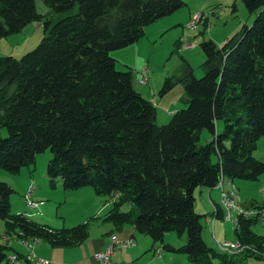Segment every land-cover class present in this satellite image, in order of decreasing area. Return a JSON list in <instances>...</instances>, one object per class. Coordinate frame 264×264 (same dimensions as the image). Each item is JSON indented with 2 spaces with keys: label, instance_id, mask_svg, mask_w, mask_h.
I'll use <instances>...</instances> for the list:
<instances>
[{
  "label": "trees",
  "instance_id": "obj_1",
  "mask_svg": "<svg viewBox=\"0 0 264 264\" xmlns=\"http://www.w3.org/2000/svg\"><path fill=\"white\" fill-rule=\"evenodd\" d=\"M35 1L0 0V39L30 22L42 25L33 49L18 58L0 55V170L16 174L48 149L49 187L56 179L64 190L91 186L108 198L105 219L115 228L130 224L153 242L169 231L184 234V244L166 247L195 264L264 261V235L252 229L257 216H240L235 224L242 249L221 252L202 238L194 196L197 187L211 189L224 178L255 181L264 173V160L253 156L264 137V0H241L257 15L220 47L202 39L201 77L191 70L163 79L159 95L181 83L185 104L163 125L155 121V105L134 88L131 69L118 70L110 52L137 42L146 26L185 6L183 0H41L45 13ZM217 119L224 124L220 133ZM205 129L213 136L201 144ZM11 193L0 180L6 237L50 247L88 238L87 223L54 229L10 213ZM222 214L216 204L210 215ZM8 248L0 244V264H10Z\"/></svg>",
  "mask_w": 264,
  "mask_h": 264
},
{
  "label": "rangeland",
  "instance_id": "obj_2",
  "mask_svg": "<svg viewBox=\"0 0 264 264\" xmlns=\"http://www.w3.org/2000/svg\"><path fill=\"white\" fill-rule=\"evenodd\" d=\"M183 1L186 5L174 13L175 17H173L172 21L166 24H163L166 21H156L144 28L145 33L137 42L110 52L111 56L116 60L115 66L118 70H125L126 67H131L132 81L135 88L137 87V91H140L139 89L141 88L136 81H139L141 71L146 69L145 84H147V80L149 79L150 89L147 87V91L141 93L143 97L149 99L155 105V121L158 125H163L170 120V116L168 117L167 115V107H174L172 108L174 110L175 106L176 110L185 107V104L181 101V98L184 96V89L181 83H177L167 94L163 96L159 95L158 91L162 86L163 79L167 76L181 78L191 70L195 77H201L204 73L202 63L205 59V55L200 47L202 39L210 38L220 47L225 39L236 35L242 25H251L257 15V11L250 13L241 0ZM35 8L39 13L47 11V7L41 0L35 1ZM167 18L171 20L169 19L170 17ZM167 24L169 26H165ZM41 37V23L30 22L20 32L1 38L0 53H7L2 55L18 58L25 52L33 49ZM216 123L219 126V130L216 133H220L224 127L223 120L217 119L215 121V130ZM0 134L5 135V130L1 129ZM212 136L209 130H203L200 134L199 143L202 144L210 140ZM253 156L259 160H264V137L258 140L257 148L253 151ZM49 157L50 152L48 149H45L35 155L32 166H23L16 174H9L0 170V180L2 179V181L9 184L12 188V193L9 195L10 213H17L14 212L17 208H21V210L24 207L28 208L25 202L23 203V195L28 190L36 192L35 189H38L39 186L37 182L34 183V180H31L32 178L28 177L27 179L24 175H26V171L29 168L31 173L36 175L39 181H41L40 177L42 178L45 175V163ZM212 159L216 161L217 157L213 155ZM36 176L35 181L38 180ZM45 181L47 185L45 193L44 190L36 192L37 194L35 193V196L43 201V205H39L40 201H37L41 214L40 216H34L33 218L38 219L34 221L46 224L54 229L71 227L77 223H87V242L91 238L102 236H109L107 239L110 241V237L115 235L110 234L115 229V226L105 219L111 208V205H108L110 202L106 196L95 194L91 186L81 187L78 191L64 190L61 185L57 184L53 188L49 187L47 179ZM234 182L240 184L236 192V200L240 204H249L251 201L261 203L264 200V193L261 192V189L264 187V173L255 181L236 179ZM199 188L197 187L194 191L196 199L195 211L203 215L201 217L203 225L201 235L204 242L209 247H213L221 252L232 253L240 251L242 248L240 245H237L239 243L236 240L235 224L232 221L216 218L213 224L206 222L205 216L208 219H213L211 218L212 215H208L212 212V206L208 205V201L203 195H199ZM217 204L222 207L221 198L217 200ZM252 229L264 235V223L261 221L255 223ZM141 237L146 241H142L140 245L147 247V253L150 254L149 256L143 255L144 257L138 256L137 258L128 256L130 259L129 264H143L149 257L157 258V260H153V264H170L167 260L169 255L176 257L172 264H188V259L184 254L179 252L172 253L166 250V246L169 245L167 243H171L175 247L184 244V234L179 236L175 231H169L164 234L162 241L157 242H153L147 235H141ZM22 242L25 241H19L14 234L6 237L4 235V224L0 220V244H7L9 246L8 259L10 256L14 257L13 254L15 253L17 254V264H27L25 258L27 259V256L31 253L33 254V258L46 260L47 264L48 262L52 264L45 257H39L38 252L34 249L39 244L44 245L46 248H51L46 243L38 240H28L25 244ZM133 244H120V246L123 247L122 249L128 250ZM162 244L166 249L162 248ZM225 244H228V246L224 247ZM153 249L161 255L157 256L158 252L154 255ZM119 252L120 249H117L116 254H119ZM125 255L127 256V254ZM9 262L12 264L11 259H9ZM29 262L33 264L31 261ZM231 264H264V261L247 259Z\"/></svg>",
  "mask_w": 264,
  "mask_h": 264
},
{
  "label": "crops",
  "instance_id": "obj_3",
  "mask_svg": "<svg viewBox=\"0 0 264 264\" xmlns=\"http://www.w3.org/2000/svg\"><path fill=\"white\" fill-rule=\"evenodd\" d=\"M174 13L169 15V16L161 18V19H165V20H161L160 19V20H157V21H166V22H163V24L169 23V21H172L174 19L173 18V17H175ZM167 17H170L169 19H171V20H168ZM165 26H169V25L167 24ZM2 54H7V53H0V55H2ZM8 54H10V53H8ZM137 66H139V65H137ZM136 82L140 85V88H141V89H139L140 93L141 92H146L147 91V87H149V89H150L149 79L147 80V84H141V83H139V81H136ZM132 83H133V81H132ZM133 86L135 88L134 84H133ZM154 88H156V87H154ZM172 108H174V107H170V106L167 107V113H168L167 115H168V117L171 116V114L176 110V106H175V110L172 109ZM218 128H219V126L216 123L215 133H216V131L218 132V130H219ZM24 176L27 179H28V177L32 178L31 180H34V183L35 182L38 183L39 187H38V189L37 188L35 189L36 192L44 190V193H45V188H47L46 181H45L46 180V176L45 175L42 178L40 177L41 181H39L37 176L33 175L31 173V170L28 168L27 171H26V175H24ZM35 176L38 179L37 181H35ZM1 181H2V179H1ZM58 181L59 180L55 181V186H56V184L57 185H61V182H58ZM220 184H221L220 188H218V187H214V188H211V189L206 188V187H200L199 188L200 189L199 190V195L200 196L203 195L207 199L208 205L212 206V211L214 210V208H215V206L217 204V200L218 199L220 200V198H221V191H229V181H228L227 178H224ZM233 184L235 185L236 189L238 190L239 189L238 185H240V184H237L235 182H233ZM24 185H26V184H24ZM33 191L34 190H32L31 192H30V190L26 191L24 193V195H23V198L29 192V196L28 197L31 200L40 201L39 205H41V204L43 205V203H42L43 201L41 199H38L39 197L35 196L36 192H33ZM76 191H78V189H76ZM261 192L264 193V187L261 189ZM23 203H24V201H23ZM251 203H252V201L249 202V204H242V205L250 206ZM9 205H10V203H9ZM39 205L37 204V207L33 208V209L24 207V209L21 210V208H17V209H15L14 212L22 213V214L26 215L27 217H29V218H31L33 220H38V219L33 218V217L34 216H40L41 211H39ZM108 205L110 206V204H108ZM257 205H264V200L261 203L257 202ZM199 214H200V212H199ZM208 215H210V214H208ZM211 218H213V219H210V218L208 219V217L206 216V218H205L206 222L209 223V224H213L214 223L213 221L216 218H215V216H211ZM39 221H41V220H39ZM77 224H79V223H77ZM113 231H114V233H113ZM113 231H111L110 234H115V236H116V238H117V240L119 242L117 245H119V246L116 245L115 248H114L113 255L111 256V264H129L130 259L128 258V256H133V257H136V258L138 256L142 257L143 255H145V256L148 255L149 256L150 253H147L148 252V249H146L147 247L140 245V243L142 241H146L144 238L141 237V235H143V234L137 233L134 230L133 226H131L130 224H127V225L122 226L121 228H115ZM108 237L102 236V237H97V238H93V239L91 238L90 241H88V242L86 240V241L82 242L81 244L76 245V246H72V247H51V248H46L44 245L39 244V245L35 246L34 249L38 252L39 257H45L50 262H52V264H98V260L96 259L95 254L97 252H99L100 250L104 249L105 245L109 242V239H107ZM129 239H133L132 241H133L134 244L131 246V248H128V250L122 249L123 247H121L120 244L123 245V242H125V241H127ZM34 241H37V240H34ZM22 243H24V242H22ZM137 243H138V245L136 246ZM167 244L170 245L171 243H167ZM119 247H121V248H119ZM162 248L166 249L163 246V244H162ZM117 249H120L119 254H116ZM166 250H168V249H166ZM155 251L156 250L153 249L154 255H155V253L158 252V251H156V252ZM169 252L176 253V252L170 251V250H169ZM125 254H127V256ZM124 258H127V259H124ZM174 259H176V257H173L172 255H169L167 260L169 261L170 264H172ZM153 260L155 261V260H157V258L149 257L148 260L146 262H144L143 264H150V263L153 264ZM187 261H188V264L192 263L189 260H187ZM48 264H49V262H48Z\"/></svg>",
  "mask_w": 264,
  "mask_h": 264
},
{
  "label": "built area",
  "instance_id": "obj_4",
  "mask_svg": "<svg viewBox=\"0 0 264 264\" xmlns=\"http://www.w3.org/2000/svg\"><path fill=\"white\" fill-rule=\"evenodd\" d=\"M139 82L142 84L146 83V69L142 70L140 73ZM216 187L219 188L218 182ZM237 189L232 181L229 180V191H221V205L223 208L222 219L227 221H232L234 224L240 216L243 217H253L257 216L259 221L264 223V207L260 208L257 206H244L236 200ZM29 192L24 196V202L31 209L36 208L38 202L31 200L29 197ZM226 242V241H225ZM118 240L115 235L110 237V241L105 245L103 250H100L95 254L98 264H111V256L113 255L114 248L118 244ZM133 244L132 239L123 242L124 245ZM160 256V253H157ZM27 259L33 264H47L46 260H41L33 258V254H29Z\"/></svg>",
  "mask_w": 264,
  "mask_h": 264
},
{
  "label": "bare ground",
  "instance_id": "obj_5",
  "mask_svg": "<svg viewBox=\"0 0 264 264\" xmlns=\"http://www.w3.org/2000/svg\"><path fill=\"white\" fill-rule=\"evenodd\" d=\"M218 186H219V188H220V187H221V184L219 183ZM27 206H28V205H27ZM28 208H30V207L28 206ZM30 209H31V208H30ZM237 245H238V244H237ZM237 245H235V246H237ZM227 246H228V244H225V245H224V247H227ZM9 259H11V263H12V264H17V262H16V260H15L14 257L10 256ZM27 260H28V259H27ZM28 262H29V260H28Z\"/></svg>",
  "mask_w": 264,
  "mask_h": 264
}]
</instances>
